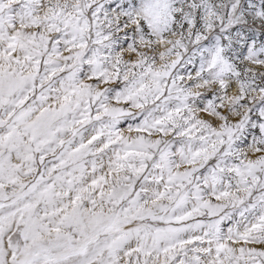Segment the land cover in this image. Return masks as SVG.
<instances>
[{"label": "snow or ice", "instance_id": "snow-or-ice-1", "mask_svg": "<svg viewBox=\"0 0 264 264\" xmlns=\"http://www.w3.org/2000/svg\"><path fill=\"white\" fill-rule=\"evenodd\" d=\"M0 264H264V0H0Z\"/></svg>", "mask_w": 264, "mask_h": 264}]
</instances>
